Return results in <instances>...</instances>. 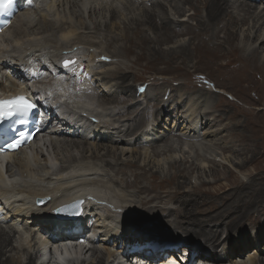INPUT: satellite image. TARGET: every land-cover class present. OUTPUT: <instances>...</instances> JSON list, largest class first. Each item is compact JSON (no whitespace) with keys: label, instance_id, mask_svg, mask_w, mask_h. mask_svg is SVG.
<instances>
[{"label":"bare ground","instance_id":"1","mask_svg":"<svg viewBox=\"0 0 264 264\" xmlns=\"http://www.w3.org/2000/svg\"><path fill=\"white\" fill-rule=\"evenodd\" d=\"M258 1L41 0L1 31L0 97L32 87L50 100L54 97L50 107L55 106L52 110L57 112L46 116L48 132L33 142L30 151L20 149L0 157V215L2 222L10 221L8 225L0 221V264H37L38 253H29L22 260L20 247H26L13 244L19 231L14 223H22L31 232L34 227L43 229L42 237L44 230H51L47 225L51 219L64 224L56 209L61 211V206L80 200L81 215L96 218L100 242L82 250L84 257L73 264H119L117 257L127 256L138 242L157 241L149 235L157 233V221H165L167 231L184 244L201 242L181 247L185 248L182 254L177 249L166 252L165 257L174 258V264H182L180 258L192 250H196L193 260L197 264H224L226 260L230 264H264V219L260 233L246 240L248 223L255 222L263 210L257 207L264 189L260 184L257 191L252 190V178L264 177L252 172L247 180L230 179L232 165L245 168L246 157L235 163L207 158L211 165L206 169L191 155V143L186 150L182 142L218 136L223 128H211L222 113L253 115L248 108L227 101L225 91L216 94L219 102L215 108L213 91L207 87H201L197 101L186 103L193 86L184 77L189 68L197 70V65L205 67L203 80L210 71L223 87L257 73L264 75V5L258 7ZM166 42H170L168 46H164ZM65 61L70 63L65 66ZM143 62L181 78L179 87L173 88L179 94L172 88L169 93L172 99L175 94L173 102L148 93L147 88L143 95L151 103L140 101L135 85L126 78L136 75V65ZM83 68L89 80L97 82L94 95L103 91L97 100L82 95ZM45 71L49 75L43 76ZM112 80L117 87L113 93ZM167 84L173 85L169 80ZM202 96L206 98L201 100ZM206 100L210 101L205 107L201 102ZM166 111L173 122L157 129L158 119ZM149 114L153 120L146 128L144 118ZM243 126H252L251 120H245ZM175 136L177 139L172 138ZM241 137L246 141V135ZM242 142L233 154L246 155V142ZM208 143L202 145V154L215 151L214 144ZM228 148L221 147L223 151H230ZM199 151L200 147L194 153L199 155ZM163 155L166 159L161 160ZM222 176L228 183L212 189ZM60 236L61 240L55 236L51 240L59 245L57 262L65 264L76 249L69 246L72 236ZM252 243L254 249L247 252ZM165 257L159 263L173 264L164 263Z\"/></svg>","mask_w":264,"mask_h":264},{"label":"rangeland","instance_id":"2","mask_svg":"<svg viewBox=\"0 0 264 264\" xmlns=\"http://www.w3.org/2000/svg\"><path fill=\"white\" fill-rule=\"evenodd\" d=\"M259 5H260V7L263 6L264 5V0H259L257 2V6L259 7ZM187 6L188 5H186L185 7H187ZM242 27H243V29H245V32H246V27H247L246 24H245V26L242 25ZM187 36L188 35H185L184 37L188 38L189 36L188 37ZM169 43L166 42L164 44V46H168ZM221 61L224 62L225 60H221ZM146 64H147L146 62H143V65H141V66L136 65V69H135L136 70L135 71L136 75L134 73H131L128 76V78H126L130 82L132 81V83L135 85V92L137 94V97L140 99V101H142V102L144 101L145 104H146V102L147 103H151V99L149 97L143 95L144 91L147 88V92L148 93L150 91L152 95L158 96L160 99H163V97H164V101L173 102V99L175 98L174 97L175 94H174L173 99H172V96L170 97L169 93L171 92V88L173 89V88L179 87L178 84L182 83L181 78L175 79V78H173V76H174L173 74H169L166 71L162 72V71L158 70L157 68L153 67L151 64H147V65ZM197 67H198L197 70L189 68L190 71H189L188 75L186 77H184V79L188 82V84L193 86V88H191V90H190L191 91L190 93H192V92L193 93L190 95V98H188L186 100V103H188V102L190 103L192 100H196L197 99L196 98L197 97L196 94H199L201 92V87H205V88L207 87L208 90H210L211 92L213 91L212 94L214 95V98L212 97V100H213L212 101V105H214L215 108L217 107V103L219 102V99L217 97H215V96H217L216 94L222 95V92L225 91L224 93L226 94L225 98L227 99V101H231L232 103L235 102L237 105H241V106H243L245 108H248L249 110H251L253 112V115L251 116V118H250V115H246V118H245L243 116L233 117L231 115V111H229L227 113H222L221 116H219L220 118H218L219 122L218 123L215 122L211 129L212 130H216V129L222 127L224 131H221L218 136H214L212 138H210V137L204 138V137H201V136H198L197 138L193 137L192 140L190 138H187V139L185 138V140L182 141V142L185 141L183 146L185 145V149L188 150L189 149L188 148L189 144L191 143V149H192L191 155L194 156V159H196V161L198 163H201V164L203 163L204 165H206V169H208V165H211L210 161L214 160L215 157H217V158H215L217 160L220 159L219 160L220 162L222 160L224 162H226V161L230 162L229 160H232V162H234V163H235V161L241 160L243 157H246L247 162H246V167L245 168H241L240 166L237 167L235 165H232V163H231L233 168H230V170H232V172L230 174V177H231L230 179H232V177L234 176L235 178L238 177V178H240L242 180H247V178H249L252 175L251 174L252 172L254 174L255 173L260 174L262 177H264V75L261 74V73H257V75H254V77H247L246 81H241V82L238 81L235 84L231 83L232 86H230V87H223V86H221L220 84H218L215 81V78H214L215 74L211 73L210 71L208 72L209 73V77L207 79L203 80L201 77L203 76V73L206 72V70H205V72L203 71L205 67L201 68L202 70L199 69V65H197ZM217 73H219V71H217L216 74ZM176 74L179 75L178 73H176ZM219 74L222 75L221 73H219ZM84 77L90 78L89 74L87 73V71H84ZM91 79L93 80V78H91ZM165 80H166V82H163ZM167 80H169V83H173V85H171V84L170 85H168V84L165 85V83H167ZM91 81L88 80L89 84H91L90 85V89L92 88L91 90L94 91V93H96V90L94 89L93 85L97 84V82H91ZM146 81H147V83H146ZM115 82H116L115 80H112L113 86H112V88L110 86V90H112L111 93L115 92V90L117 88ZM161 83H163V84H161ZM185 89L186 88L181 90L182 91L181 94H183L185 92ZM98 91H99L98 95L95 96L93 94V97L95 96L93 98L94 100L99 99L100 93L103 92L102 90H98ZM172 91L175 92L174 89ZM176 92H175L176 94H179L178 91H176ZM205 98H206V96H202L201 100H203ZM240 98H241V100H240ZM201 100H198V101H201ZM210 100L202 101L201 103H202L203 106L206 107V106H208L207 103ZM242 100L246 101V103L243 104ZM186 103H185V105H186ZM205 103H206V105H205ZM107 106H108V104H107ZM182 109H183L182 107L179 108L180 111ZM164 110H166V109H164ZM229 110H233V109L229 108ZM224 116H226V117H224ZM172 119H174V118L172 117ZM244 119L246 121L248 119H250L251 122H252V126H249V127L243 126V123L245 121ZM144 120H145V125L147 124L145 127L148 128V126L150 124H152V120H153L151 114L146 116L144 118ZM171 122H173V121H171L170 112L169 111L163 112L161 114L160 118L158 119V125H157L156 128L160 129V130L164 129L165 126L166 127L169 126V124ZM241 132H246V133H241ZM242 134L246 135V141H244V142L241 141ZM159 138H161V137H158L156 139V141H158ZM172 138L173 139H177L176 136L172 137ZM218 138L221 139V140H218ZM215 139H217V140H215ZM241 142L242 143L246 142V148H247L246 149V155H235V154H233L232 152H233V150H235V148L238 149V148L242 147ZM192 143L195 144L194 147H192ZM205 143L214 144L213 146L215 147V151L206 152V153L204 152L202 154V151H201L202 148H203L202 145H204ZM180 144H182V143L180 142ZM225 145L228 146V147H231V148H228V150H230V151H227V150L223 151L221 149V147L225 146ZM208 146H210V145H208ZM216 146L219 147L220 151L218 150V148ZM199 147H200V151H199L200 153H199V155H196L194 152ZM258 151H259V153L256 154ZM179 153L181 154V152H179ZM228 154H229V156H228ZM197 157H198L199 160L197 159ZM207 158L211 159V160H208ZM160 159L164 160V159H166V156L163 155V156L160 157ZM165 164H166L165 167L167 169L168 168V164L167 163H165ZM228 168H229V166H228ZM220 170L223 171L224 168L221 167ZM111 172H112V170H111ZM226 172H228V170H225V174H226ZM193 175H194L193 179L198 183L199 179L196 177L197 174L193 173ZM208 178H210V180L213 179L211 177H208ZM252 179H255V182L253 184L254 186H253L252 190H256L257 191L260 188V184L262 185L261 187H263V189H264V178L255 177L254 176ZM220 180L217 183H214L213 186H211L212 189H214L216 186H218V187L219 186H224V185H226L228 183V181H226L224 179V176H222V178ZM249 186L250 185H248V187ZM132 189L133 188H131V190ZM262 195H264V193H262ZM259 198H261V197H259ZM262 198H261L262 199L261 200V204L259 203V206L257 208L259 210L262 207L263 210L261 211L260 214L256 215L257 217H256L255 222L250 221L249 222L250 224L248 223V227L250 229H248L247 232H246V240H249V237H252L253 235H255L254 233L257 234L260 231V230H258V228L260 226L262 227L261 223L263 222V219H264V197H262ZM171 205H174V204L170 203L169 206H171ZM261 215H262V217H261ZM1 217H3V216L0 215V221L2 222ZM122 217L125 218L126 216L122 215ZM132 217H133V215L131 214V218ZM2 223L4 225H8V224H10V221H6L4 219V221ZM255 223H257V224H255ZM163 224H166L165 221H157L155 227L157 228L158 231H157V233H154V235L153 234H149L150 237H152L154 240L157 239V241L170 242V241L173 240L172 242L177 245L176 249H177V251H179L178 253H180V254H182L183 252L185 253V250H183L185 248L182 249L181 247H189L190 248L191 246L194 247L197 244L201 245V242L199 240H194L193 242L191 241L189 244H184L179 239L172 237V235L167 231V229L165 228V226ZM14 225H15V228L19 229V231L15 235V238H13V240H14L13 244L14 245L18 244L19 246H21L20 243H22L26 247V250L23 249L22 247H20L21 251L19 250L20 251L19 253L21 255L22 260H26V258L28 257L29 253H34V254L38 253L37 256L39 258V251H40L39 247H41V246L44 247L46 245L47 246L49 245V243H48V241L46 239V236L42 235V237H41L39 230L35 229V227H34V231L31 232V230L25 229L26 227H24L25 225H22V223H19V222L18 223H14ZM161 226L163 227V230H161L162 229ZM263 229H264V226H263ZM35 232H36V235L34 234ZM37 233L39 235H37ZM135 233L138 234V235H142L143 232H135ZM164 233H165V236L162 238V235ZM55 235H57V234L55 233L53 236H55ZM99 235L96 237V239L94 238V241H88V244H90L91 247L98 245V243L100 242ZM225 235H226L225 233L221 234L222 237H225ZM33 237H35V238L33 240H31ZM117 241H118V238L115 239L114 242L116 243ZM132 246L133 245H131V247ZM254 247H255V244L252 243L250 248L247 249V252L252 250V249H254ZM37 249H38V251H37ZM175 250H174V252H175ZM60 253H62V252L60 251ZM52 254L55 255V253H52ZM62 254L64 255L65 252L62 253ZM262 255H264V254H262ZM88 256H90L89 253H88ZM235 256H239V255L237 254ZM58 260H60V259H58ZM163 260L164 259H162L161 261H163ZM42 261H47L48 262V260H46V259H39L37 264H41ZM72 262H74V261H72ZM55 263L57 264L58 262L56 261ZM180 263L183 264V262L181 260H180ZM47 264H52V263L48 262ZM224 264H230V263H229V261L226 260L224 262Z\"/></svg>","mask_w":264,"mask_h":264},{"label":"snow or ice","instance_id":"3","mask_svg":"<svg viewBox=\"0 0 264 264\" xmlns=\"http://www.w3.org/2000/svg\"><path fill=\"white\" fill-rule=\"evenodd\" d=\"M69 63H70L69 61H65V66H67ZM24 100H25L24 97H20L19 98V101H21V102L24 101ZM15 106H16V110L17 111H24V110H27L28 108H31L32 107V105L26 104V103H19V104L15 105ZM2 114L3 115H9L11 113H2ZM9 147L10 148H15V147H17V144L16 143H13Z\"/></svg>","mask_w":264,"mask_h":264},{"label":"water","instance_id":"4","mask_svg":"<svg viewBox=\"0 0 264 264\" xmlns=\"http://www.w3.org/2000/svg\"><path fill=\"white\" fill-rule=\"evenodd\" d=\"M80 204H81V201H75L73 203L66 204V205L61 207V211L73 209V210H75V216H76L81 212Z\"/></svg>","mask_w":264,"mask_h":264}]
</instances>
